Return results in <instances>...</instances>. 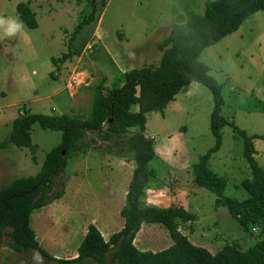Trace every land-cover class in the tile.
Returning <instances> with one entry per match:
<instances>
[{
  "label": "rangeland",
  "instance_id": "rangeland-1",
  "mask_svg": "<svg viewBox=\"0 0 264 264\" xmlns=\"http://www.w3.org/2000/svg\"><path fill=\"white\" fill-rule=\"evenodd\" d=\"M213 0H98L95 20L73 36L88 16V0H0V17L16 19V7L27 3L36 29L24 28L7 37L0 28V188L13 180L33 176L45 155L61 141L59 132L34 125V150L2 147L12 122L24 111L41 115L86 118L94 87H119L123 73L156 65L158 46L173 30L183 29L191 17L203 14ZM102 2H105L102 5ZM20 20V19H19ZM221 86V146L207 167L225 181L223 196L245 200L242 180L250 176L243 158V140L235 126L253 141L255 159L264 169V12L246 19L239 29L205 48L199 58ZM213 98L210 90L193 82L163 111L147 114L145 136L153 138L154 159L144 207H182L196 216L180 225L194 245L212 254L227 244L247 250L260 240L258 230L246 229L225 205L192 178L191 167L214 146L210 132ZM132 111H137L133 106ZM90 150L74 155L52 187V202L32 213L30 226L39 246L55 260H72L89 225L105 240L124 225L120 216L133 163L119 153L123 140L101 142L88 133ZM111 149V155L107 152ZM63 190L60 199L54 195ZM6 235L0 245V264H61L37 251L13 252ZM172 245L161 225H142L134 239L140 251L159 252ZM111 253L107 260L111 264ZM81 264H95L87 260Z\"/></svg>",
  "mask_w": 264,
  "mask_h": 264
},
{
  "label": "trees",
  "instance_id": "trees-1",
  "mask_svg": "<svg viewBox=\"0 0 264 264\" xmlns=\"http://www.w3.org/2000/svg\"><path fill=\"white\" fill-rule=\"evenodd\" d=\"M63 1V0H59ZM90 12L74 29L75 36L82 27L91 24L98 12V0H88ZM105 2H102L104 5ZM17 15L29 29H36L34 13L27 3L16 7ZM264 12V0H213L205 4L203 14L187 20L183 29H176L158 46L161 53L158 64L131 69L122 74L119 87H94L90 114L86 118L63 115H41L24 111L15 118L2 147L14 146L34 150L31 130L38 125L42 130L59 132L60 144L46 155L40 170L33 176L13 180L0 188V245L4 236L11 242L8 248L16 253L37 251L50 260L35 239L30 217L36 210L48 206L52 187L65 171L67 161L74 155L90 150L85 143L88 133L105 143L123 140L119 153L133 163V171L120 212L123 228L105 240L94 225L87 232L72 260H55L61 264H81L87 260L95 264H264V169L255 159L253 141L260 136H248L233 127L243 140V158L250 176L241 182L248 197L236 201L223 196L225 181L207 167L211 155L221 146V129L228 122L220 116L221 86L209 76V68L200 62L203 50L236 32L251 15ZM196 82L206 86L213 98L210 132L214 146L191 167L194 183L215 197L216 205H225L230 214L246 229L258 230L260 240L247 250L227 244L215 254L192 244L179 230L183 223L193 222L196 216L182 207L166 209L144 207L142 198L148 188L154 159L153 138L145 136L147 114L163 113L175 97L188 85ZM136 106L137 111H132ZM112 148L108 150V154ZM62 152L64 154L62 155ZM63 190L53 197L60 199ZM161 225L168 231L172 245L159 251H140L134 246L136 234L142 225Z\"/></svg>",
  "mask_w": 264,
  "mask_h": 264
},
{
  "label": "clouds",
  "instance_id": "clouds-1",
  "mask_svg": "<svg viewBox=\"0 0 264 264\" xmlns=\"http://www.w3.org/2000/svg\"><path fill=\"white\" fill-rule=\"evenodd\" d=\"M0 28L3 29L4 36L12 37L15 36L19 31L24 28L23 22L18 18L6 19L0 17Z\"/></svg>",
  "mask_w": 264,
  "mask_h": 264
},
{
  "label": "crops",
  "instance_id": "crops-1",
  "mask_svg": "<svg viewBox=\"0 0 264 264\" xmlns=\"http://www.w3.org/2000/svg\"><path fill=\"white\" fill-rule=\"evenodd\" d=\"M148 191H149V189L147 190V192H148ZM147 192H145V193L147 194ZM146 194H145V195H146Z\"/></svg>",
  "mask_w": 264,
  "mask_h": 264
},
{
  "label": "water",
  "instance_id": "water-1",
  "mask_svg": "<svg viewBox=\"0 0 264 264\" xmlns=\"http://www.w3.org/2000/svg\"><path fill=\"white\" fill-rule=\"evenodd\" d=\"M64 154V152H62V155Z\"/></svg>",
  "mask_w": 264,
  "mask_h": 264
}]
</instances>
